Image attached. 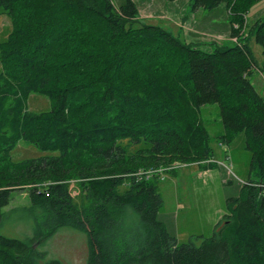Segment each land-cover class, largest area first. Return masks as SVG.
I'll return each mask as SVG.
<instances>
[{"label": "trees", "instance_id": "obj_1", "mask_svg": "<svg viewBox=\"0 0 264 264\" xmlns=\"http://www.w3.org/2000/svg\"><path fill=\"white\" fill-rule=\"evenodd\" d=\"M260 1L194 0V9L223 5L237 40L207 51L162 26H135L134 0H0L12 23L0 41V226L19 209L5 210L18 190L35 221L24 239L0 233V264H62L39 246L65 226L88 234V264H264V96L249 44L264 53V18L243 33ZM32 93L51 108L30 111ZM214 103L220 138L242 135L252 153L249 177L211 236L180 243L159 217L157 171L214 156L203 114ZM21 140L47 154L16 160ZM70 181L94 203L84 212Z\"/></svg>", "mask_w": 264, "mask_h": 264}, {"label": "rangeland", "instance_id": "obj_2", "mask_svg": "<svg viewBox=\"0 0 264 264\" xmlns=\"http://www.w3.org/2000/svg\"><path fill=\"white\" fill-rule=\"evenodd\" d=\"M114 1L118 5L125 0ZM134 1L139 8V19L135 26L144 23L162 26L183 42L193 43L207 51H213L217 45H233L237 41L231 37L228 12L223 5L212 12L203 7L194 9V0ZM258 18H264V0L248 12L244 35L248 36L249 26ZM11 29L10 18L0 13V41L7 37ZM249 44L259 66L254 68L251 80L264 96V72L260 70L264 65L263 48L253 37ZM50 108L51 102L47 96L39 93L30 95V111L40 112ZM203 114L214 156L206 162H178L157 171L158 189L164 201L159 217L180 243L188 242L198 235L211 236L226 212L227 198L236 195L239 185L249 177L252 153L244 147V137L241 135L230 145L220 138L223 123L218 103L204 106ZM44 154L47 152L40 151L25 140L19 141L13 151L16 160ZM254 177L257 178V175L254 174ZM127 187L124 184L120 190L124 191ZM69 188L73 205L82 212L94 204L86 197L79 181H70ZM29 205L27 191H15L5 210L19 209L12 211L6 218L0 226V233L20 239L32 236L34 218L29 210L22 208ZM39 212L36 211L37 214ZM127 214V225L136 226L138 216L131 209ZM39 249L46 252V260L57 259L62 264H88L89 238L83 230L61 227L47 237Z\"/></svg>", "mask_w": 264, "mask_h": 264}]
</instances>
